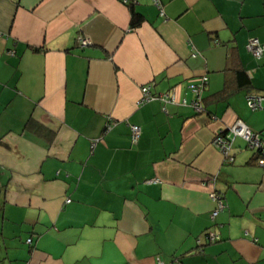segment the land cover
Listing matches in <instances>:
<instances>
[{"label": "crops", "instance_id": "1", "mask_svg": "<svg viewBox=\"0 0 264 264\" xmlns=\"http://www.w3.org/2000/svg\"><path fill=\"white\" fill-rule=\"evenodd\" d=\"M157 3L0 0V264H264L258 154L236 138L228 163L211 143L236 120L264 130L246 105L264 0ZM148 84L175 103L138 106Z\"/></svg>", "mask_w": 264, "mask_h": 264}, {"label": "built area", "instance_id": "2", "mask_svg": "<svg viewBox=\"0 0 264 264\" xmlns=\"http://www.w3.org/2000/svg\"><path fill=\"white\" fill-rule=\"evenodd\" d=\"M153 4L157 7L162 14L161 7L158 5L157 0H152ZM78 43L81 47L87 46L88 41L83 38L78 39ZM247 51L255 58L259 59L263 53V46L260 45L257 39H250L248 44L246 45ZM195 53H193V56ZM207 84V77L201 76L196 82L192 83L189 86V89L193 95V99L191 101V107L195 112L199 113L203 110L201 105V93L204 90ZM153 100H159L162 103H175V97L173 94H152L151 93V85H144L140 88V96L137 101V105H143ZM183 103H185L183 101ZM246 105L252 111L256 110H264V91L259 92L257 94H251L246 97ZM111 128L109 124L105 126V131H108ZM140 136V128L136 125L130 126V138L133 143H136ZM239 138L241 139L247 149L253 150L257 152L258 156L256 159V164L264 170V130L260 133L252 131L248 126H246L242 121L236 120L231 126L227 127L226 130L217 132L213 139L212 145L219 150L222 154L224 160L228 163H231L233 160L231 148L233 141ZM210 198L216 203V209L212 212L211 217L213 218L215 214L222 210L224 207L222 198L219 193L211 192ZM69 202V200H66ZM206 239L210 242H213L217 239V236L213 232H207ZM30 243L28 239L26 241ZM156 264H164L160 259H156Z\"/></svg>", "mask_w": 264, "mask_h": 264}, {"label": "trees", "instance_id": "3", "mask_svg": "<svg viewBox=\"0 0 264 264\" xmlns=\"http://www.w3.org/2000/svg\"><path fill=\"white\" fill-rule=\"evenodd\" d=\"M131 16H132V18H131V22H130V28L131 29H134L135 27H137L138 26V24H139V22L142 20V16L140 15V14H138V13H135V12H131ZM203 92V91H202ZM201 99H202V101H203V98H202V93H201ZM249 110H251V109H249ZM252 111V110H251ZM256 111H259V110H256ZM28 240V239H27ZM26 240V241H27ZM30 240V243H31V239H29ZM27 243V242H26ZM30 243H27V244H30Z\"/></svg>", "mask_w": 264, "mask_h": 264}]
</instances>
